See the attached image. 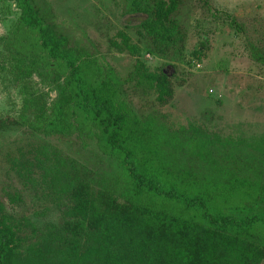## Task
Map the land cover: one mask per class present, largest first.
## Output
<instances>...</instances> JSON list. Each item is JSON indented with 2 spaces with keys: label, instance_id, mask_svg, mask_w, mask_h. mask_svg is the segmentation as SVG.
Returning <instances> with one entry per match:
<instances>
[{
  "label": "trees",
  "instance_id": "16d2710c",
  "mask_svg": "<svg viewBox=\"0 0 264 264\" xmlns=\"http://www.w3.org/2000/svg\"><path fill=\"white\" fill-rule=\"evenodd\" d=\"M125 1V14L138 18L132 27L145 42L144 52L163 62L154 72L135 68L126 80L153 92L163 104L172 96L167 68L182 58L183 35L175 13L183 0ZM190 1L211 16L221 14L210 10L209 0ZM4 2L12 3L18 14L9 36L1 39L0 80L23 99L16 118L0 111V131L27 124L46 135H85L115 161L122 186L115 177L99 181L96 189L78 184L68 213L71 220L21 253L15 251L11 231L0 225V264L264 262V214L229 211L241 198L254 197L257 187L217 176L219 170L210 162V148L224 144L194 126L153 129L149 119L141 121L125 104L111 69H102L83 48L71 45L33 0H0ZM225 17L235 32L240 30L233 18ZM121 45L120 50L139 54L136 45L126 40ZM200 48L192 56L197 58ZM249 58L264 63V54L256 50ZM36 66L53 73L56 85L60 80L47 111L24 87ZM169 150L189 162L197 160L207 174L195 178L194 169H184L185 177L167 172L175 159Z\"/></svg>",
  "mask_w": 264,
  "mask_h": 264
},
{
  "label": "rangeland",
  "instance_id": "374dc122",
  "mask_svg": "<svg viewBox=\"0 0 264 264\" xmlns=\"http://www.w3.org/2000/svg\"><path fill=\"white\" fill-rule=\"evenodd\" d=\"M33 1L71 45L83 48L102 69H111L125 104L138 119H149L153 129L194 126L215 135L224 144L210 148L217 176L257 187L254 197L241 198L229 211L264 214V63L249 58L254 50L264 54V0H209L210 10L221 12L217 17L183 0L175 13L183 35L182 58L167 68L172 96L163 104L153 92L126 80L135 68L154 72L163 62L144 52L145 42L132 27L138 18L125 14V0ZM17 14L12 3L0 4V51ZM225 14L240 25L239 31L228 25ZM124 40L136 45L139 54L120 50ZM198 48L196 58L191 53ZM53 75L36 66L24 82L25 91L46 111L60 85V80L58 85L52 81ZM22 99L15 87L0 80L1 112L16 118ZM170 152L175 159H169L167 172L185 177L184 169H194L195 178L207 174L197 160ZM162 157L167 160L164 153ZM114 177L121 187L115 161L85 135H46L27 124L1 130L0 225L11 231L15 251L21 253L71 220L68 213L78 184L96 189L99 181Z\"/></svg>",
  "mask_w": 264,
  "mask_h": 264
}]
</instances>
